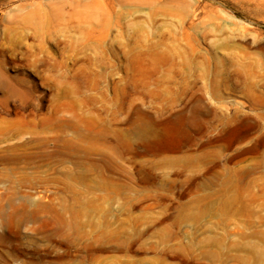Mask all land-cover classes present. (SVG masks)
<instances>
[{
  "label": "rangeland",
  "instance_id": "rangeland-1",
  "mask_svg": "<svg viewBox=\"0 0 264 264\" xmlns=\"http://www.w3.org/2000/svg\"><path fill=\"white\" fill-rule=\"evenodd\" d=\"M0 264H264V0H0Z\"/></svg>",
  "mask_w": 264,
  "mask_h": 264
},
{
  "label": "bare ground",
  "instance_id": "bare-ground-1",
  "mask_svg": "<svg viewBox=\"0 0 264 264\" xmlns=\"http://www.w3.org/2000/svg\"><path fill=\"white\" fill-rule=\"evenodd\" d=\"M140 134V133H139ZM107 136V135H106ZM109 136V135H108ZM104 139V138H103ZM140 139V138H139ZM108 146V145H107ZM73 209V208H72ZM72 211V210H71ZM84 211V210H83ZM68 224H70V223H68Z\"/></svg>",
  "mask_w": 264,
  "mask_h": 264
}]
</instances>
